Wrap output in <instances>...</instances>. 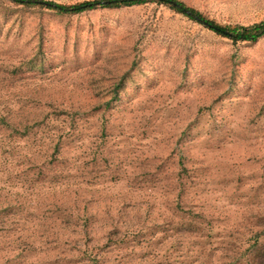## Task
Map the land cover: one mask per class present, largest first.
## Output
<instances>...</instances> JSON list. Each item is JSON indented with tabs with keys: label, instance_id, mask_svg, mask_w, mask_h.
<instances>
[{
	"label": "rangeland",
	"instance_id": "374dc122",
	"mask_svg": "<svg viewBox=\"0 0 264 264\" xmlns=\"http://www.w3.org/2000/svg\"><path fill=\"white\" fill-rule=\"evenodd\" d=\"M176 1L264 19V0ZM0 120V264H264V36L0 0Z\"/></svg>",
	"mask_w": 264,
	"mask_h": 264
},
{
	"label": "trees",
	"instance_id": "16d2710c",
	"mask_svg": "<svg viewBox=\"0 0 264 264\" xmlns=\"http://www.w3.org/2000/svg\"><path fill=\"white\" fill-rule=\"evenodd\" d=\"M13 6H20L23 8H35L38 10L49 11L55 15L70 16L87 11H92L98 8L118 9L141 6L145 4H157L168 7L170 10L180 14L188 20L204 26L215 34L230 40L232 43H254L264 36V19L247 26L227 25L219 26L210 20H207L197 10L185 6L183 3L176 0H91L82 1L73 4H58L52 1L44 0H6ZM126 75L121 76L110 90V100L114 101L117 98L118 91L123 86V81ZM12 128L11 125L0 120V126ZM28 128L23 127L19 132L13 129V132L23 136L27 134ZM59 145H55V151L59 150Z\"/></svg>",
	"mask_w": 264,
	"mask_h": 264
}]
</instances>
